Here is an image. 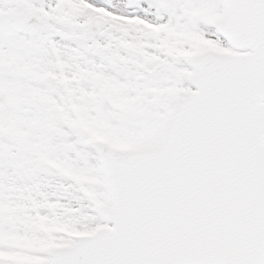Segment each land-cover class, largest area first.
Masks as SVG:
<instances>
[{
    "label": "snow or ice",
    "instance_id": "obj_1",
    "mask_svg": "<svg viewBox=\"0 0 264 264\" xmlns=\"http://www.w3.org/2000/svg\"><path fill=\"white\" fill-rule=\"evenodd\" d=\"M0 264H264V0H0Z\"/></svg>",
    "mask_w": 264,
    "mask_h": 264
}]
</instances>
